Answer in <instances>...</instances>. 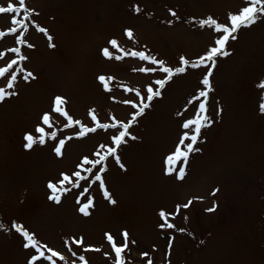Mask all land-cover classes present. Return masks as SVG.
I'll return each mask as SVG.
<instances>
[{"label": "rangeland", "instance_id": "obj_1", "mask_svg": "<svg viewBox=\"0 0 264 264\" xmlns=\"http://www.w3.org/2000/svg\"><path fill=\"white\" fill-rule=\"evenodd\" d=\"M9 2L18 6V0H0V6ZM25 6L31 13L26 31L11 22L13 16L24 19L23 9L0 14V32L6 34L0 37V68L17 60L0 77V88L16 93L0 101V264H116L113 245H124V232L121 264H264V19L241 28L226 46L230 55L217 57L206 102L211 123L201 130L186 175L177 179L166 174L165 160L190 131L183 123L196 118L194 97L205 88L206 68L174 76L148 102V87L155 90L166 74L141 71L158 65L131 52L172 68L181 57L195 62L222 34L198 21L211 16L230 26L229 13L246 0H25ZM18 68L25 72L10 89ZM26 72L34 78L24 80ZM57 96L64 98L66 116L53 111ZM142 97L149 106L133 120ZM45 113L51 127L42 121ZM69 118L72 126L66 127ZM129 121L126 142L116 146L112 137ZM38 126L56 139L45 136V143L26 148V134L41 135ZM82 127L96 131L80 136ZM60 140L65 143L58 155ZM108 147L116 148L120 163L109 156L86 171L92 165L83 160L99 159L97 153L105 155ZM97 173L104 188L94 179ZM62 174L70 177L64 187L71 190L56 203L47 185ZM88 200L85 215L79 208ZM161 211L174 227H160ZM13 224L33 235L35 249L24 247L27 241Z\"/></svg>", "mask_w": 264, "mask_h": 264}, {"label": "snow or ice", "instance_id": "obj_2", "mask_svg": "<svg viewBox=\"0 0 264 264\" xmlns=\"http://www.w3.org/2000/svg\"><path fill=\"white\" fill-rule=\"evenodd\" d=\"M21 9L24 10V19L23 20H18L16 19L15 16H13L12 18V24H18L21 28H23L25 31L27 30V24L24 22L25 20L30 19L31 13L30 11L26 8L25 6V0H18V6L17 4H14L12 2L7 3L6 6H0V14H15V13H19L21 11ZM136 11H139V9L137 8ZM171 15L175 16V12H171ZM264 19V0H246V6L240 8L238 10L237 13H229V20H230V26L225 25V24H220L218 23L213 17L209 16L206 19H202L200 21H198L200 27H205L207 26L208 28L212 29L213 31H215L216 33H222L221 35H219L215 40H214V46H209L208 49H206V52L204 55H201L197 61L193 62L190 61L184 57H181L180 59V66L172 68V67H168L165 66L164 62L161 60H157L154 57H151L149 55H146L144 52L142 51H133L131 52V55L133 56H137L139 57L141 60H148L151 61L153 64L158 65V68H149V69H141V71H160L166 74L164 79L161 80H157L155 83L158 85V87L154 90L151 86L148 87L147 89V101L151 102L152 99L155 96H159L161 94L160 89H162L166 83H168L174 76L183 74L187 71L188 68H200V67H204L206 68V73L203 76V79L201 81V83L205 86L204 89H201L198 94L194 97V100L199 101V107H198V112L196 114V118L195 119H190V120H186L182 127L184 129H189L190 131H185L178 144L175 147V151L171 154H169L166 157L165 160V164H166V174H173L175 173L177 176V179H183L184 176L186 175V166H187V162H188V158L189 155L193 152V151H198L199 149H197L195 147V145L197 144L199 137H200V133L201 130L205 127H208L211 123L208 115H207V108H206V102H207V97H208V92L211 91V86H210V80L209 77L212 75V69L216 66V59L219 56H228L230 55L229 51H227L226 46L228 44V42L230 40H235L237 39V36L235 35L241 28H246V27H251L252 25H254L255 23H257L258 20H262ZM37 30L40 32H44L46 33V29L41 28L39 26H36ZM17 32V28H10L9 29V33H16ZM4 35H6L3 32H0V37H3ZM126 35L131 38L132 37V32L131 30H126ZM49 41H51L52 37L48 36ZM23 38L22 36H18L17 37V43H23ZM112 46H116L117 42L115 40H111L109 42ZM50 47L53 46L52 44L49 45ZM8 52L11 53H19L20 49L19 48H11L8 49ZM103 54L109 58H112V53H110L108 48H105L102 50ZM3 53H0V58H2ZM20 59H26V57L20 56ZM17 64V60L13 59L11 60L8 65L6 66V68H0V77L4 76L5 73L11 69L13 67V65ZM25 70L23 68H18L16 70V72H14L9 81H8V88H13L14 87V82L17 79V75L19 73H24ZM34 78L33 74L31 72H26L23 76L24 80H28L29 78ZM99 80L101 82L105 81V77L101 76L99 77ZM104 87L106 89H108V84L105 83ZM261 88H264V84H261ZM12 95H16L15 91L12 92H8L6 91V89L4 88H0V101H3L5 99L6 96H12ZM139 95V93H138ZM204 98V99H201ZM64 98L62 97H55L53 100V111L57 112V113H61L63 115H67V113L63 112L62 110V105L64 104ZM149 106V103H145L143 97L141 98V104L138 105V111L134 114L133 116V120H135L136 116L142 115L144 112V109L147 108ZM261 110L264 111V104H262L261 106ZM93 119H95V117H93ZM42 121L45 125H48L49 127H51V123H50V117L49 114L45 113L42 116ZM69 124L65 125L66 127H71V120L69 118ZM77 124L79 123V121L76 122ZM132 123V121H129L128 123H124V124H120V127L123 130H120L118 132L117 135H114L112 137V140L114 141L116 146H120L122 143H125V137L129 135L128 133V128L130 126V124ZM100 128H116L117 124H98L97 125ZM194 126V127H193ZM37 132H39L41 135L38 137H34L31 134H26L25 136V140L27 141V143L25 144L26 148H31L34 144L36 143H40L43 144L46 142L45 140V136H47L50 139H56V133L52 132V133H45L44 128L42 127H37L36 129ZM96 131V128H81V131L78 133V135L83 136L85 135L87 132H94ZM133 139H135V137H132ZM185 141H189L187 143H185ZM65 141L64 140H60L59 143L55 146L54 151L59 155L61 153L62 150V146L64 145ZM101 147H104L103 145ZM97 155L99 156V159L96 160H88L87 158H85L82 162V164H90L92 165V167L86 169V171H88L89 173L92 172L93 167L100 165L104 160H106L109 156H114L116 159V162L119 164L120 160L119 157L116 156V148L113 147H108L107 148V153L105 155H100L99 153H97ZM183 161V163L181 164L180 161ZM177 165H179V167L177 168ZM121 167H123V165H120ZM100 171H104L103 168L100 169ZM73 175H75L78 179L80 178H84L81 177V173L79 171H76ZM62 179L59 180L57 183H53V182H49L48 183V188L51 190L52 194L49 196L50 200H54L56 203L60 202V194L70 191L71 189L65 188L64 184L67 181L68 183H72L71 179L69 176L62 174ZM95 181H99L100 182V187L104 188V184H103V180L102 177L99 173H97L94 176ZM59 185V187H58ZM74 187L78 186V182L76 184L73 185ZM105 198L110 199L108 192L105 190ZM112 203H115V201H112ZM191 203V201H189V204ZM92 205V201L88 200L87 203L83 204L80 208L79 211L85 215H88L87 209ZM188 204L183 205V207H188ZM179 207L177 208V211L179 210ZM213 209H208V211H212ZM160 216L162 217V219L164 220V223H162L160 225L161 228H172L174 227V225H172L171 223L168 222L167 219V215L164 211L160 212ZM13 228H15V230L17 232L22 233L23 237L25 238V240L27 241V243H25L24 247L26 248H33L35 249L37 247V240L33 237V235H31L28 231H25L22 226H20L19 224H13L12 225ZM4 225L2 223H0V229H3ZM183 231V230H181ZM125 238V243L122 247H117L115 246V244L113 245L114 247V251L116 253L117 256V262L116 264H121V254L122 252L125 250V248L127 247V233L124 232L122 234ZM108 239L111 241L112 237L109 235ZM75 243L79 244L81 243V241H75ZM171 246V243H170ZM51 251V250H49ZM53 256L57 255V253H52ZM143 255H147L146 253ZM40 257H44V253L40 252ZM33 260H36L37 257L34 255L32 257ZM47 260H52V256H48L46 257ZM81 260L84 259L83 256L80 257ZM147 264H152L151 259L148 260Z\"/></svg>", "mask_w": 264, "mask_h": 264}]
</instances>
